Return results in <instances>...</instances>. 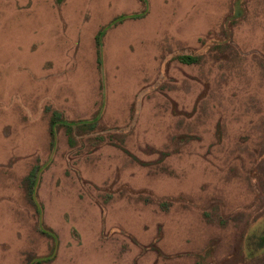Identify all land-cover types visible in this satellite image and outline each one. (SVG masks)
<instances>
[{
    "label": "rangeland",
    "instance_id": "obj_1",
    "mask_svg": "<svg viewBox=\"0 0 264 264\" xmlns=\"http://www.w3.org/2000/svg\"><path fill=\"white\" fill-rule=\"evenodd\" d=\"M0 264H264V0H0Z\"/></svg>",
    "mask_w": 264,
    "mask_h": 264
},
{
    "label": "trees",
    "instance_id": "obj_2",
    "mask_svg": "<svg viewBox=\"0 0 264 264\" xmlns=\"http://www.w3.org/2000/svg\"><path fill=\"white\" fill-rule=\"evenodd\" d=\"M142 14H132V15H128V16H120V17L116 18L115 20H113L107 27H105V29H103V31L99 34V37H98L99 38V40L97 42L98 53L100 54V48H101L100 38L107 31L108 28H110L111 26H113L117 22L124 20L125 18L140 17V16H142ZM197 58L198 57H194V56H190V55H184V56L179 57L180 61H182L186 64L196 62ZM98 119L99 118L96 116V117L92 118L91 120H83V121H76V122H68V121H64V120H59V121L52 123V126L50 128V132H51V136H52V145H54V143H55V132H56L55 127L56 126L64 127L65 132L68 135L70 145H73L74 144V139L72 137L73 134H74L75 141H76V138H78L82 135L89 134L92 131L93 126L97 123ZM41 230L44 231L45 233H47L53 239L54 246H53L50 254L44 258L37 259L36 260L37 263H44V262L51 261L55 255V248H56L55 235H53V233L50 230H45V229H41Z\"/></svg>",
    "mask_w": 264,
    "mask_h": 264
}]
</instances>
